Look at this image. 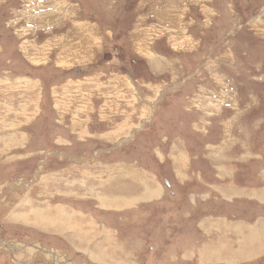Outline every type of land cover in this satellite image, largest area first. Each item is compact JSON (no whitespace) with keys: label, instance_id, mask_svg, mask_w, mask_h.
<instances>
[{"label":"rangeland","instance_id":"1","mask_svg":"<svg viewBox=\"0 0 264 264\" xmlns=\"http://www.w3.org/2000/svg\"><path fill=\"white\" fill-rule=\"evenodd\" d=\"M0 264H264V0H0Z\"/></svg>","mask_w":264,"mask_h":264},{"label":"crops","instance_id":"2","mask_svg":"<svg viewBox=\"0 0 264 264\" xmlns=\"http://www.w3.org/2000/svg\"><path fill=\"white\" fill-rule=\"evenodd\" d=\"M84 13V12H83ZM85 16V15H84ZM90 18L92 19V18H95V16L94 15H90ZM91 22V21H90ZM92 23V22H91ZM79 30V29H78ZM137 182V184L136 185H141L143 188H142V195H143V197L144 198H147L148 200H150V201H152L153 199H156L157 197H160V196H162L163 195V191H161V187H159V186H156V184H155V187H157L156 188V191H154L153 192V194H151L149 191H147V189H146V182L147 181H136ZM164 183H165V185L167 186V182L166 181H163ZM171 184H172V182L171 181H169ZM184 181H179L178 183L179 184H182ZM152 183V182H151ZM155 183V182H154ZM153 184V183H152ZM183 185V184H182ZM175 186V185H174Z\"/></svg>","mask_w":264,"mask_h":264},{"label":"bare ground","instance_id":"3","mask_svg":"<svg viewBox=\"0 0 264 264\" xmlns=\"http://www.w3.org/2000/svg\"><path fill=\"white\" fill-rule=\"evenodd\" d=\"M47 14V13H46ZM78 27V26H77ZM91 95V94H90Z\"/></svg>","mask_w":264,"mask_h":264}]
</instances>
